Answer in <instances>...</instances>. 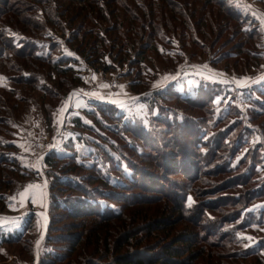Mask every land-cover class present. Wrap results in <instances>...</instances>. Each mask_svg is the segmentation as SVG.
<instances>
[{
	"label": "trees",
	"instance_id": "obj_1",
	"mask_svg": "<svg viewBox=\"0 0 264 264\" xmlns=\"http://www.w3.org/2000/svg\"><path fill=\"white\" fill-rule=\"evenodd\" d=\"M237 5L0 0V217L15 214L0 224V264L35 261L45 229L39 264H264V239L250 246L240 236L264 225V80L246 96L252 125L241 108L217 107L223 84L155 85L184 56L199 59L207 42L225 37L218 62L234 58L242 74L259 68L262 19ZM226 43L233 52L222 51ZM82 65L126 69L142 116L100 96L70 117L72 103L70 135L58 132L59 109L90 84ZM35 93L57 139L43 156L47 228L33 205L24 216L10 211L7 192L32 175L14 139L15 114Z\"/></svg>",
	"mask_w": 264,
	"mask_h": 264
},
{
	"label": "rangeland",
	"instance_id": "obj_2",
	"mask_svg": "<svg viewBox=\"0 0 264 264\" xmlns=\"http://www.w3.org/2000/svg\"><path fill=\"white\" fill-rule=\"evenodd\" d=\"M239 9H241L244 13H252L254 16L260 17L264 20V2L261 0H232ZM248 4V5H247ZM242 7H240V6ZM250 5V6H249ZM264 26V23H263ZM227 37L220 40V44L217 46L212 44V41L207 42V55L197 59V58H189V55L184 56L181 54V57L184 58L181 60L178 65L180 68L176 69V73H168L169 69L165 70L164 72L159 74L158 79L155 82L156 86H166L167 84L171 83L172 81H176V86L179 88L180 91L185 92L187 91L184 87L191 90L196 88L200 85L202 81H210L214 83L223 84V90L225 92V96L219 95L215 99V103L218 108H222L225 104L228 108L230 106H235L241 108L242 111L247 116V120H249L250 116V106L251 102L246 101V96L252 91L253 86L260 84L264 79V62L257 69H248L249 71L245 74L239 73V68L234 66L235 59H228L222 62H218V57L216 55L219 52L220 46L223 42H226ZM234 43H226L222 49L223 52L231 50L233 52ZM182 50V49H181ZM180 50V51H181ZM192 49H187L188 53ZM183 51V50H182ZM170 54V56H172ZM180 56V53H178ZM262 58L264 60V53H262ZM170 62V61H169ZM171 64V62H170ZM162 65V64H160ZM83 76L86 79L90 80V84H85V86L81 89L80 98L72 97L68 98L61 108L59 109L57 116H56V123L58 125V132L65 131L66 136H69L70 133L66 130H63L66 114L68 109L72 107V103L74 100H102L100 96H105L104 98H108L112 102L117 101L119 106L125 110L129 111L131 108H135L134 114L137 116H142L141 111V103L136 101V95L129 90V86L131 83V78L126 76V69H120L117 72L105 74L102 71H98L93 67H89L88 65H82ZM235 69L238 71L236 72ZM95 77V78H93ZM237 81L242 82L237 83ZM104 85H108V87H104ZM243 85V86H242ZM185 90V91H184ZM75 92H80V90H74ZM84 91V92H83ZM227 92V94H226ZM80 94V93H78ZM85 96L86 98L82 97ZM34 100H30L28 102H24L22 104L23 109L22 112H18L15 114L17 120V127L15 129L16 137L14 142L20 147V156L24 160V164L26 170H29L30 173L34 174L30 177L20 179L19 186L14 190V192L9 193L10 197H16V199L10 200L11 204L9 205V209L12 212H17V214L24 216L28 211L27 208L22 209L21 207H17V202L21 201V197L18 195L19 193L25 192L28 185H39L40 189L37 191L36 194V205L39 202V198L43 196L45 198V187L46 184L42 178L38 175L39 170L37 168L32 167V165L38 164V168L41 166L40 160L41 157L46 154V152L50 149L51 142L54 141V137L49 135L47 121L44 118L43 111L40 108V105L35 102L39 95L35 93ZM81 103H74V109H77ZM64 111H61V110ZM70 113V117H71ZM84 116V114H83ZM58 121H62L58 123ZM249 125H252L251 121H248ZM20 145H24L21 147ZM25 149H28L27 151ZM27 165V166H26ZM43 165V164H42ZM40 169V168H39ZM35 170V171H34ZM43 167L41 166L40 175L42 177ZM36 174V175H35ZM28 176L27 174H24ZM32 181H34L33 184ZM11 189L7 190L10 192ZM31 192L32 190H28ZM264 203V202H262ZM260 206L264 208V204H260ZM254 208H258L257 205ZM46 209H42L45 211ZM4 218H12L15 214H5ZM184 225V224H182ZM243 237H252V240H248V245L254 246L258 245L264 239V225L260 228L259 231L254 232V228L249 231H246L240 235ZM33 258H28L27 260H32ZM252 261V260H250ZM35 261L24 262L20 261L19 259L13 257L7 264H34Z\"/></svg>",
	"mask_w": 264,
	"mask_h": 264
},
{
	"label": "crops",
	"instance_id": "obj_3",
	"mask_svg": "<svg viewBox=\"0 0 264 264\" xmlns=\"http://www.w3.org/2000/svg\"><path fill=\"white\" fill-rule=\"evenodd\" d=\"M91 83V82H90ZM78 98H80V97H78ZM78 98H76L75 100H74V103H75V101H76V103H81V105L77 108V109H73V111H72V115H74V114H78L79 112H82V110H83V108L86 106V101L87 100H82V102H80V100H77ZM40 169H41V167H39ZM40 169H39V172H40ZM29 170H32V168H30ZM28 170V171H29ZM35 171V170H34ZM30 173V172H29ZM32 175H34V174H32ZM32 175H28V177H30V176H32ZM36 175V174H35ZM39 176H40V178H42L43 179V173H42V177H41V175H40V173L38 174ZM34 181H32V183H33ZM33 184H35V183H33ZM19 186V185H18ZM9 193H12L11 191L10 192H8V194ZM45 198L43 197V196H41L40 198H39V202H38V204L36 205L35 203H33L32 202V200H31V198L30 197H26L25 199H24V202L23 203H21V202H17V203H14V204H17V207L19 206V207H21L22 209H24V208H27L26 209V211H28V210H30V208H31V205H33L35 208H36V210L37 211H42V209H46L47 210V205H48V202H49V192H48V188L47 187H45ZM10 205V204H9Z\"/></svg>",
	"mask_w": 264,
	"mask_h": 264
},
{
	"label": "snow or ice",
	"instance_id": "obj_4",
	"mask_svg": "<svg viewBox=\"0 0 264 264\" xmlns=\"http://www.w3.org/2000/svg\"><path fill=\"white\" fill-rule=\"evenodd\" d=\"M262 23H264V20H262ZM9 33H11V30L10 29H8L7 30ZM12 35H17V34H15V33H12ZM163 51V50H162ZM68 55H73L72 53H67ZM93 78H95V77H93ZM6 78L5 77H2V76H0V81H4ZM262 79H264V77H262ZM237 83H241L242 84V82H239V81H237ZM243 86V85H242ZM104 87H108V85H104ZM75 95V94H74ZM77 106H80V105H77ZM61 111H64L63 109L61 110ZM60 122H62V121H58V123H60ZM21 147H24V145H20ZM26 151L28 150V149H25ZM27 166V165H26ZM32 167H34V168H37L38 170H39V168H38V164H36V165H32ZM40 189V186L39 185H28L27 186V189H26V191L25 192H22V193H19L18 195L21 197V203H23L24 202V199L26 198V197H30L31 198V200H32V202H36V194H37V191ZM28 190H32L31 192H29ZM10 200H15L16 199V197H10L9 198ZM191 203H192V201H191V197H189V206H191ZM2 223H8V221H7V219L6 218H3V217H0V224H2ZM243 238H245V239H248V240H252L253 238L252 237H243Z\"/></svg>",
	"mask_w": 264,
	"mask_h": 264
},
{
	"label": "water",
	"instance_id": "obj_5",
	"mask_svg": "<svg viewBox=\"0 0 264 264\" xmlns=\"http://www.w3.org/2000/svg\"><path fill=\"white\" fill-rule=\"evenodd\" d=\"M37 214H39L40 216H42V212L41 211H35ZM47 219L49 220V214L47 212H45ZM48 227V225L46 226V228ZM45 234H46V229L44 231V234L41 236V238L39 239L38 243H37V254H36V258H35V263L34 264H39L40 261V255H39V245L43 242L44 238H45Z\"/></svg>",
	"mask_w": 264,
	"mask_h": 264
},
{
	"label": "built area",
	"instance_id": "obj_6",
	"mask_svg": "<svg viewBox=\"0 0 264 264\" xmlns=\"http://www.w3.org/2000/svg\"><path fill=\"white\" fill-rule=\"evenodd\" d=\"M248 5V4H247ZM250 6V5H249ZM81 91L82 90H80V92H78V93H80L81 94ZM75 92V91H74ZM84 92V91H83ZM77 93V92H76ZM56 141L54 140L53 142H52V144H51V148H50V150H53L54 148H55V146H56ZM41 162H42V159L40 160Z\"/></svg>",
	"mask_w": 264,
	"mask_h": 264
},
{
	"label": "bare ground",
	"instance_id": "obj_7",
	"mask_svg": "<svg viewBox=\"0 0 264 264\" xmlns=\"http://www.w3.org/2000/svg\"><path fill=\"white\" fill-rule=\"evenodd\" d=\"M43 217H45V212L41 213Z\"/></svg>",
	"mask_w": 264,
	"mask_h": 264
}]
</instances>
